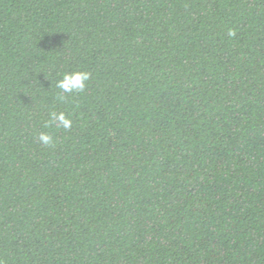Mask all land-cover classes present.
<instances>
[{"label": "trees", "instance_id": "trees-1", "mask_svg": "<svg viewBox=\"0 0 264 264\" xmlns=\"http://www.w3.org/2000/svg\"><path fill=\"white\" fill-rule=\"evenodd\" d=\"M0 264H264V0H0Z\"/></svg>", "mask_w": 264, "mask_h": 264}, {"label": "clouds", "instance_id": "clouds-1", "mask_svg": "<svg viewBox=\"0 0 264 264\" xmlns=\"http://www.w3.org/2000/svg\"><path fill=\"white\" fill-rule=\"evenodd\" d=\"M228 35L234 36L235 31L229 29ZM91 73L88 71L77 70L64 72L56 81L55 87L59 89L57 99L61 102L65 101L69 95L73 93L83 92L86 88V82L89 81ZM54 124L57 128L68 130L72 126V121L66 116L64 112L51 111L49 113V122L45 125L48 127ZM38 140L42 145L48 146L53 143V137L47 132H41Z\"/></svg>", "mask_w": 264, "mask_h": 264}]
</instances>
